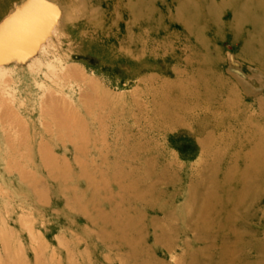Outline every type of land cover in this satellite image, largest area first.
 Masks as SVG:
<instances>
[{"label":"rangeland","instance_id":"1","mask_svg":"<svg viewBox=\"0 0 264 264\" xmlns=\"http://www.w3.org/2000/svg\"><path fill=\"white\" fill-rule=\"evenodd\" d=\"M263 11L0 0V264H264Z\"/></svg>","mask_w":264,"mask_h":264},{"label":"bare ground","instance_id":"2","mask_svg":"<svg viewBox=\"0 0 264 264\" xmlns=\"http://www.w3.org/2000/svg\"><path fill=\"white\" fill-rule=\"evenodd\" d=\"M264 12V11H263ZM11 39H9L8 41H10ZM11 48H13V47H11ZM11 48H7L6 50L7 51H12V50H17V48H13V49H11ZM69 73H71V71H69ZM68 75V74H67ZM56 104V101L54 100V99H51L50 100V105L52 106V105H55Z\"/></svg>","mask_w":264,"mask_h":264},{"label":"water","instance_id":"3","mask_svg":"<svg viewBox=\"0 0 264 264\" xmlns=\"http://www.w3.org/2000/svg\"><path fill=\"white\" fill-rule=\"evenodd\" d=\"M42 15H43V14H42ZM12 32H14V31H12ZM24 37H25V36H24ZM15 56H17V57H20V56H21V57H24L23 54H18V55L16 54V55L11 56L10 58L15 57ZM7 59H8V58H6V59H4V60H7ZM4 60H2V61H4ZM2 61H0V63H1Z\"/></svg>","mask_w":264,"mask_h":264}]
</instances>
